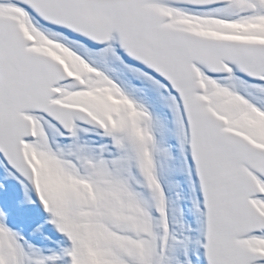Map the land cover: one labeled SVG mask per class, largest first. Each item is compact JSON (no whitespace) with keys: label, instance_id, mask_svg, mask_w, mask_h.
<instances>
[{"label":"snow or ice","instance_id":"obj_1","mask_svg":"<svg viewBox=\"0 0 264 264\" xmlns=\"http://www.w3.org/2000/svg\"><path fill=\"white\" fill-rule=\"evenodd\" d=\"M0 264H264V0H0Z\"/></svg>","mask_w":264,"mask_h":264}]
</instances>
